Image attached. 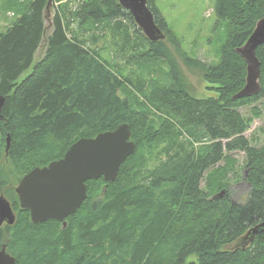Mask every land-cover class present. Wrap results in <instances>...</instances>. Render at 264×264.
Masks as SVG:
<instances>
[{"label":"trees","instance_id":"trees-1","mask_svg":"<svg viewBox=\"0 0 264 264\" xmlns=\"http://www.w3.org/2000/svg\"><path fill=\"white\" fill-rule=\"evenodd\" d=\"M63 1L0 0L3 13L16 16L0 33V149L6 146L4 135L9 137L0 196L17 216L14 225L0 228V248L6 245L15 264H264L263 235L243 250L230 249L264 221V147L250 146L243 134L251 119L238 112L264 96V45L256 50L259 93L233 100L246 77L236 50L264 17V0H213V30L221 31L217 62L208 65L180 54L192 75L214 86L215 97L206 99L190 93L165 44L181 52L180 41L153 0H146L147 7L163 41L149 42L139 29L133 35L132 17L117 0H83L75 9ZM51 3L58 10L49 23L46 51L32 66ZM73 24L69 38L66 29ZM102 30L115 40L124 66L103 61L86 47ZM125 67L137 74L125 76ZM251 114L259 117L258 109ZM122 124L130 128L135 151L116 181H87V199L64 228L58 221L32 224L9 177L19 182L32 169L61 159L76 141ZM155 150L166 159L149 169ZM234 152L246 159L249 189L241 202L230 199L227 183L235 171ZM222 190L225 195L213 200Z\"/></svg>","mask_w":264,"mask_h":264},{"label":"water","instance_id":"water-1","mask_svg":"<svg viewBox=\"0 0 264 264\" xmlns=\"http://www.w3.org/2000/svg\"><path fill=\"white\" fill-rule=\"evenodd\" d=\"M119 6L133 19L134 24L149 42L163 41L165 36L154 23L146 0H117ZM264 45V17L257 21L245 44L236 50L246 66L244 87L233 96V100L256 96L260 91V62L256 50ZM3 98L0 97V111ZM9 148L7 136L5 152ZM135 151L130 140V128L119 125L115 130L98 134L94 138L80 139L72 144L63 157L42 168H34L18 182L14 192L19 208L29 212L34 225L47 221H58L66 226L65 219L73 215L87 199L86 182L103 179L106 183L116 181L120 166ZM222 190L212 197L222 198ZM16 215L5 197L0 196V228L12 226ZM263 235L264 221L248 229L231 246V250L247 248L256 236ZM7 252L6 245L0 248V264H15Z\"/></svg>","mask_w":264,"mask_h":264},{"label":"rangeland","instance_id":"rangeland-1","mask_svg":"<svg viewBox=\"0 0 264 264\" xmlns=\"http://www.w3.org/2000/svg\"><path fill=\"white\" fill-rule=\"evenodd\" d=\"M67 1H69L68 7L74 9L79 3L83 2V0H64L63 3H66ZM153 4L160 12L169 29L180 41L181 52L176 51L175 47L169 44L168 41H165V44L176 62L181 67L189 84L190 93L198 99L215 97V93L212 90L214 86L204 82L200 77L192 75L182 65L180 58V54L185 53L187 56L195 58L208 65L217 62V48L221 43V31H217V29L213 30V0H153ZM1 5L2 3L0 2V33L3 32L16 17L12 12L6 11L7 13L4 14ZM57 10L58 4L51 3L46 11V19L44 20L46 32L44 33L42 44L34 55L32 66L40 61L44 56L46 51L45 42L52 30L49 23L52 22ZM69 27V29H66V34L67 37L71 38L72 32L76 31L77 24H73ZM131 27V33L134 35V30L139 28L137 26L136 28L133 26ZM90 34L92 33H86L85 37H90ZM141 35L144 37L142 33ZM97 39L98 40L94 44H91V41L87 42L86 47L97 51L103 61H107L109 63L117 62L119 66H124L123 63L125 62L116 56L117 46L115 45V40L112 36L102 30L99 32ZM31 68L19 77L18 82L22 81L30 73ZM123 71L125 76L137 74L136 68L132 67H125ZM254 108L258 109L259 112V117L257 118L253 117L251 114V109ZM238 112L245 119H251L248 129L243 134L250 146L256 149L264 147V96L259 97L256 101L247 106H239ZM1 138L2 136L0 134V140ZM3 139L5 146L7 135H4ZM5 155V147H2V149H0V167L9 165ZM230 157L236 161L234 166L235 171L230 174L227 179V183L230 185V199L233 202H241L249 189V186L244 180L246 172L244 170L246 159L245 155L239 152L232 153ZM165 159L166 156L164 153H159L158 150H155L152 158L148 162V168H154L158 163L163 162ZM223 165L224 163L221 162L216 165V167ZM204 178L206 179V175ZM9 181L13 186V189L17 187L18 181L15 176H10ZM200 188H205V180L200 183ZM3 227L5 228V225L2 226V229H4ZM189 260H193V258L191 257Z\"/></svg>","mask_w":264,"mask_h":264},{"label":"bare ground","instance_id":"bare-ground-1","mask_svg":"<svg viewBox=\"0 0 264 264\" xmlns=\"http://www.w3.org/2000/svg\"><path fill=\"white\" fill-rule=\"evenodd\" d=\"M133 20V19H132ZM104 22V21H103ZM164 34V33H163ZM165 36V35H164ZM14 210V209H13ZM17 217V216H16ZM102 223V222H101ZM4 228V227H3ZM1 229H2V227H1ZM112 239V238H111ZM107 241V240H106ZM113 244V243H112Z\"/></svg>","mask_w":264,"mask_h":264}]
</instances>
